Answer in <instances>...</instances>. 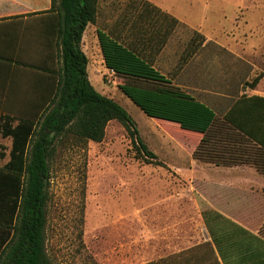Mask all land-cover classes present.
Instances as JSON below:
<instances>
[{"label":"rangeland","instance_id":"rangeland-1","mask_svg":"<svg viewBox=\"0 0 264 264\" xmlns=\"http://www.w3.org/2000/svg\"><path fill=\"white\" fill-rule=\"evenodd\" d=\"M131 1L98 0L95 29L109 31L129 13ZM146 1L180 22L153 62L173 84L217 115L258 75L254 88L264 93V0ZM88 55L94 89L127 111L157 158L144 157L115 120L100 143L62 139L50 164L45 240L50 262L144 264L166 256L168 246L197 242L199 213L209 205L198 194L199 183L189 186L179 172L193 162L200 137L148 118L118 88L122 78L104 67L99 54ZM9 148L10 140L0 135V168ZM263 221L264 216L256 227Z\"/></svg>","mask_w":264,"mask_h":264},{"label":"trees","instance_id":"trees-1","mask_svg":"<svg viewBox=\"0 0 264 264\" xmlns=\"http://www.w3.org/2000/svg\"><path fill=\"white\" fill-rule=\"evenodd\" d=\"M50 2L49 12L59 21L61 47L50 105L17 123L8 116L0 119L1 137L11 140L8 161L0 168V264H52L45 246L50 164L62 139L73 136L79 143H100L106 125L115 120L144 157L157 158L127 111L88 80L81 41L86 27L96 22L98 0ZM129 7L109 31L97 30L105 68L122 78L120 91L148 118L193 135L194 140L200 137L193 160L222 167L249 165L264 177V97L241 94L223 115H217L153 65L154 56L180 22L146 0H132ZM260 78L256 76L248 87L253 89ZM258 235L264 240V221ZM197 250L147 264H198L193 255Z\"/></svg>","mask_w":264,"mask_h":264},{"label":"crops","instance_id":"crops-1","mask_svg":"<svg viewBox=\"0 0 264 264\" xmlns=\"http://www.w3.org/2000/svg\"><path fill=\"white\" fill-rule=\"evenodd\" d=\"M50 7V0H0V119L8 116L17 123L50 105L61 65L59 21ZM81 49L89 80L88 52L101 56L93 24L83 33ZM242 94L264 97L259 87ZM185 168L179 173L189 186L199 183L198 194L209 205L199 213L198 240L168 246L166 256L150 262L198 247L193 252L198 264H264V240L256 227L264 216V177L249 165L222 167L193 160Z\"/></svg>","mask_w":264,"mask_h":264}]
</instances>
